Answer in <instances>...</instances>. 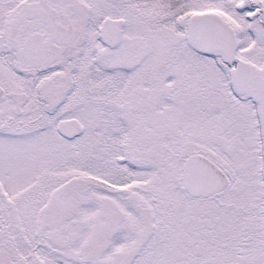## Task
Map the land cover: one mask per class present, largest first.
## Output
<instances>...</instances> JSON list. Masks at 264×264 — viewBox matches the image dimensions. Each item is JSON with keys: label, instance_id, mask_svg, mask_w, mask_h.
I'll list each match as a JSON object with an SVG mask.
<instances>
[{"label": "snow or ice", "instance_id": "6c2138e0", "mask_svg": "<svg viewBox=\"0 0 264 264\" xmlns=\"http://www.w3.org/2000/svg\"><path fill=\"white\" fill-rule=\"evenodd\" d=\"M0 264H264V0H0Z\"/></svg>", "mask_w": 264, "mask_h": 264}]
</instances>
